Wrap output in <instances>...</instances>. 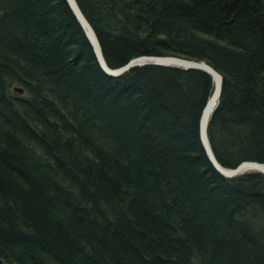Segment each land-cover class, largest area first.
I'll use <instances>...</instances> for the list:
<instances>
[{
    "label": "trees",
    "instance_id": "obj_1",
    "mask_svg": "<svg viewBox=\"0 0 264 264\" xmlns=\"http://www.w3.org/2000/svg\"><path fill=\"white\" fill-rule=\"evenodd\" d=\"M76 3L110 69L211 66L212 155L264 164V0ZM211 86L107 77L64 0H0V264H264V177L222 178L199 144Z\"/></svg>",
    "mask_w": 264,
    "mask_h": 264
},
{
    "label": "water",
    "instance_id": "obj_2",
    "mask_svg": "<svg viewBox=\"0 0 264 264\" xmlns=\"http://www.w3.org/2000/svg\"><path fill=\"white\" fill-rule=\"evenodd\" d=\"M65 4L68 6V9L72 16H74L77 25L80 27L84 38H86L90 49H92L93 59L95 60L98 68L102 71L107 77L116 78L122 74L129 72L133 68H141V66H158L166 67L171 69H181V70H195L202 71L210 77L212 82V90L210 96L207 98V101L203 108L201 109L200 117L198 119V138L199 144L202 147L204 156H206L207 162L215 170V172L222 178L233 179L236 176L245 174L247 172H254L258 175L264 177V164L256 163L252 161L240 162L236 165L235 168H223L218 165L215 160L214 155H212L210 144H208L206 129L208 126V121L215 109L221 92V83L222 76L219 75L211 66H207L203 62H195L189 59H183L180 57H171V56H141L130 59L127 63L119 66V68L110 69L106 66L105 60L102 57V50L100 48L98 37L94 33V30L87 22L84 15H82L76 0H64ZM18 94L21 93V90H15Z\"/></svg>",
    "mask_w": 264,
    "mask_h": 264
}]
</instances>
